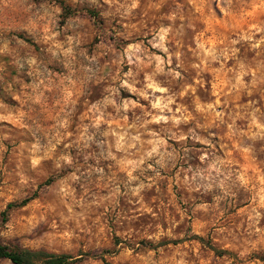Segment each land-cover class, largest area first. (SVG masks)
Instances as JSON below:
<instances>
[{
    "label": "rangeland",
    "instance_id": "374dc122",
    "mask_svg": "<svg viewBox=\"0 0 264 264\" xmlns=\"http://www.w3.org/2000/svg\"><path fill=\"white\" fill-rule=\"evenodd\" d=\"M0 242L264 264V0H0Z\"/></svg>",
    "mask_w": 264,
    "mask_h": 264
},
{
    "label": "trees",
    "instance_id": "16d2710c",
    "mask_svg": "<svg viewBox=\"0 0 264 264\" xmlns=\"http://www.w3.org/2000/svg\"><path fill=\"white\" fill-rule=\"evenodd\" d=\"M90 14L95 16L93 11H90ZM32 197H26L22 199L18 203H10L8 206L13 205H24L26 204ZM194 238H197L200 242L207 245L211 250L215 251L218 255H223L227 251L224 249H217L214 245H212L209 241H204L203 237L199 235H194ZM0 257L8 258L12 264H72V257L60 253L56 254L53 252H48L45 250H32V249H22L20 251H12L9 250L6 245L0 242Z\"/></svg>",
    "mask_w": 264,
    "mask_h": 264
}]
</instances>
